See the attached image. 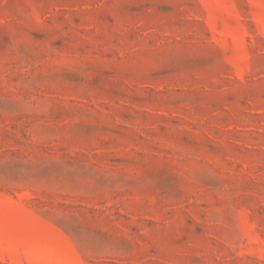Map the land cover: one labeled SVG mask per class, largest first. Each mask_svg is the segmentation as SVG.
<instances>
[{"label": "rangeland", "instance_id": "obj_1", "mask_svg": "<svg viewBox=\"0 0 264 264\" xmlns=\"http://www.w3.org/2000/svg\"><path fill=\"white\" fill-rule=\"evenodd\" d=\"M0 264H264V0H0Z\"/></svg>", "mask_w": 264, "mask_h": 264}]
</instances>
